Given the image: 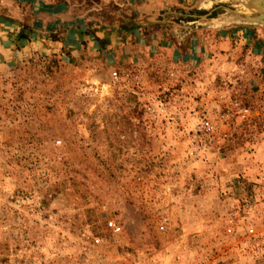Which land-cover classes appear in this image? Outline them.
Returning a JSON list of instances; mask_svg holds the SVG:
<instances>
[{
  "label": "rangeland",
  "instance_id": "rangeland-1",
  "mask_svg": "<svg viewBox=\"0 0 264 264\" xmlns=\"http://www.w3.org/2000/svg\"><path fill=\"white\" fill-rule=\"evenodd\" d=\"M201 1L0 67V264H264V23Z\"/></svg>",
  "mask_w": 264,
  "mask_h": 264
},
{
  "label": "crops",
  "instance_id": "crops-1",
  "mask_svg": "<svg viewBox=\"0 0 264 264\" xmlns=\"http://www.w3.org/2000/svg\"><path fill=\"white\" fill-rule=\"evenodd\" d=\"M201 2V0H0V67L10 68L33 52L48 55L66 52L70 56H76L86 50L98 54L101 52L104 57L112 55L113 58L109 59L119 63L120 57L128 49L135 52L140 48L136 43L134 46L127 43L128 40L146 38L142 35V27L137 25L138 23H148L153 20L154 13L162 9H167L164 14L170 13V8L174 7L188 6L199 9ZM122 6L129 8L128 17H123L120 13ZM106 16L110 17L108 21ZM198 18L194 17L189 23L202 22ZM163 20H166V16ZM234 23L230 21L225 24ZM210 24V28L189 27L183 31V35L177 34L176 37L196 41L202 31H209L211 35L217 34L216 31L220 30L222 25L218 26L212 21ZM189 44L191 45V42ZM195 49L193 45V50ZM128 57L132 59L133 54Z\"/></svg>",
  "mask_w": 264,
  "mask_h": 264
},
{
  "label": "bare ground",
  "instance_id": "bare-ground-1",
  "mask_svg": "<svg viewBox=\"0 0 264 264\" xmlns=\"http://www.w3.org/2000/svg\"><path fill=\"white\" fill-rule=\"evenodd\" d=\"M241 6L243 10L235 13L243 14L252 21L263 20L264 23V18H260L258 15V12L264 14V0H245Z\"/></svg>",
  "mask_w": 264,
  "mask_h": 264
},
{
  "label": "built area",
  "instance_id": "built-area-1",
  "mask_svg": "<svg viewBox=\"0 0 264 264\" xmlns=\"http://www.w3.org/2000/svg\"><path fill=\"white\" fill-rule=\"evenodd\" d=\"M112 75L115 76V72H113ZM244 110H245V109H244ZM202 126H203L204 129H208V130L211 129V126L208 125V122H206V121H205L204 123H202ZM106 225H107L111 230H113L114 232L119 230V226L115 225V223H114L112 220H108V221L106 222ZM227 231H229V228H227ZM249 231H250V230H249ZM93 241H94L95 243H97V242H98V238H97V237L93 238Z\"/></svg>",
  "mask_w": 264,
  "mask_h": 264
},
{
  "label": "water",
  "instance_id": "water-1",
  "mask_svg": "<svg viewBox=\"0 0 264 264\" xmlns=\"http://www.w3.org/2000/svg\"><path fill=\"white\" fill-rule=\"evenodd\" d=\"M258 15H259L260 18L261 17L264 18V14H261V13L258 12Z\"/></svg>",
  "mask_w": 264,
  "mask_h": 264
}]
</instances>
